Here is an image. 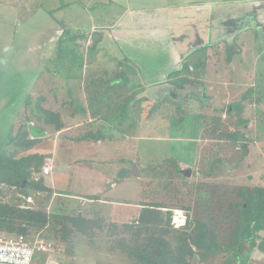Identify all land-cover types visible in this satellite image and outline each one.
I'll list each match as a JSON object with an SVG mask.
<instances>
[{"label":"rangeland","instance_id":"374dc122","mask_svg":"<svg viewBox=\"0 0 264 264\" xmlns=\"http://www.w3.org/2000/svg\"><path fill=\"white\" fill-rule=\"evenodd\" d=\"M196 1L208 2L206 4L210 7L202 12L203 18H198L203 21L182 22L183 26L180 25L181 22H175L171 23V27L169 26L172 30L171 34H173L171 48L176 44H182L183 40L190 39L192 37L191 27L194 25L200 28L203 35L208 34V29H210L209 47H205L206 43L201 44V50L196 55L193 54L185 59V64L190 66L191 62L195 63L200 59L207 60L211 55H214V51L216 52L215 56L209 59L206 67L195 70V73L183 70L173 74L172 70L176 66L178 67V63L174 62L173 54H170L167 47L162 48L151 36L149 37L148 35L151 34L149 32L134 34L131 38L125 37L117 41L108 30L97 28L90 31L91 42L86 45L89 33L85 32L84 37V35H79V31H75L72 33L74 37L67 36L68 40H71L70 42L64 41L58 46L57 56L49 59L48 55L52 49H45L46 56L41 63L42 82L49 79L50 72L58 70L59 81L57 82L59 84L56 86L61 88V84H66L70 88L71 85H74L76 90L73 89V91H75V95L79 93L83 103V93L79 92L82 82L83 91L88 93L87 85L94 82L97 84L95 87L100 86V93L106 94L107 87H101L103 85L101 80L106 83L105 80L109 78L111 83L118 82V72L122 69L119 65L120 61L134 66H132L134 70L131 69L134 74L130 75L129 72L128 75L135 80H129L128 83L137 85L136 83L142 78L141 83L146 85L150 80L144 78L150 79L149 75H153V78L157 79L167 75L171 81L189 76L191 79L197 80L198 83L194 86L198 95L203 98L198 99L193 92L190 93L191 97L182 105L195 112H190L185 122L181 124L182 127H178V124L174 125L177 120L174 121L171 111L156 106L153 102L157 101L155 90L146 85L139 95L149 96L153 101L150 99L146 101L148 104L141 105L145 108L142 112L140 105L134 107L135 109L132 108L129 119L122 125V128L112 130V132L114 131V140L112 141L103 139L101 142L84 141L71 146L66 141L70 138L64 139L62 136L71 133V130L53 133V130L49 128L45 141L33 150V152L51 153L53 156L52 159L48 158L46 163H52L51 160H53L56 165V173L54 177L53 175L46 176L47 184H52L51 186H54L63 196L64 192L73 195L72 197L100 194L102 199L108 200V204L86 202L89 203L87 205L82 204L81 200H75L77 204L75 203L71 208H75L72 213L81 210L80 213L102 220L103 225L105 224L104 232L102 231L99 234L100 237L96 239L99 241V247L90 245L87 237L81 240L78 247L67 251L61 246L64 243L54 241L51 244L56 247L57 253L46 257L44 256L45 252L38 250L36 264H42L47 258L60 264H128L125 255L118 248H114V241L109 242L114 240L117 235L110 237L111 239L108 241V227L114 223L122 231L124 223L131 222L138 217L142 208L141 202L144 200L169 202L168 197L165 196L164 186L159 185L158 180L153 181V184H148L154 177H151L152 173H146V170L142 171L153 165H158L169 157L180 160L182 169L191 170V175L188 178L193 177L195 184L192 187V193L194 200L198 198L195 211L197 216L200 213L199 217L205 213L203 209L205 199L209 198L211 207L217 212L218 208L226 209L230 202L238 199L236 190H239L241 185L254 186L258 182L264 185V180L259 179L264 171V9H262L264 0H148L147 2L153 6L168 3L172 6L180 3L185 4V8L171 10L170 14H174L175 16H173L177 18L188 13L190 15L194 9L187 10L186 4ZM257 4L261 5L258 8L260 15L258 17L254 14L247 15L240 24L241 30L236 34H228L224 21L229 20L230 17L252 12L253 7ZM98 12L99 7L95 9V13ZM250 17L252 23H248ZM97 21L99 22L100 19ZM243 24L244 26H242ZM185 26L186 29H184ZM156 33L159 31L157 30ZM228 48L234 52L238 51V54L232 56L234 59L229 60L230 63L227 62ZM184 50L187 51L188 48ZM20 51L25 50L21 49ZM16 56V52L12 51L6 62L3 65L0 64V136L6 135L11 124L16 121L25 98L36 82L37 76L40 75L35 72L39 71L40 63L35 65L31 60L29 62L25 52L21 53L18 59ZM12 59L19 63H15ZM83 62H86L84 68ZM135 63H143L142 65L148 73L141 75L140 68L134 65ZM169 69L171 72L167 73ZM7 71L9 74L4 73ZM121 81L123 82L122 79ZM190 85L188 83L187 87L192 90ZM128 86L131 85L128 84ZM163 87L167 89L168 85ZM91 90L93 91V89ZM58 92L62 93L63 89ZM138 92L139 90H134V93ZM244 94L246 98L243 97ZM198 95L196 96L199 97ZM158 98L159 101H162L160 102L162 106L163 102L171 101L160 96ZM241 101L243 103L240 110L235 107L231 113L220 114L222 115L220 131L244 130L246 137H252L256 141L251 146L235 147L228 138L219 137L218 133L211 132L214 128L211 122L215 114L214 108L231 103L240 105ZM202 111L206 114L205 118L199 114ZM118 113L111 115L110 122L115 121V114L118 115ZM63 117L69 127L71 125L69 113ZM175 118L177 119L176 116ZM243 119L248 120L244 127L239 124V121ZM131 122L134 124L133 127L130 126ZM219 155L226 158V163L219 165L211 176L201 174V170H206L208 163ZM133 163L137 164V169L142 173L139 178H135L138 175L134 176L129 173ZM123 169H125V173H123ZM194 172L196 175H193ZM249 175L252 178H249ZM110 183L115 186L112 187ZM19 192L14 187L0 185V201L10 202L21 196L20 204L22 206L48 209L52 204H55L57 199L55 195L47 193L31 194L29 197H25ZM167 195L169 196V194ZM177 210L179 211V209ZM177 210H174V216L177 219L173 217L172 222L178 220V224L173 225L172 223L174 227L182 225L181 223L187 217L186 211L181 210L182 214L180 212L176 214ZM98 231L99 229L96 228L95 232ZM27 237L33 242L36 239L33 236ZM107 237L108 239H106ZM100 238L102 239L100 240ZM58 245H60L59 249ZM247 257V252L241 250L239 258L241 263L245 264ZM220 258V255L211 256L208 264H220ZM230 258V254L226 255V259Z\"/></svg>","mask_w":264,"mask_h":264},{"label":"trees","instance_id":"16d2710c","mask_svg":"<svg viewBox=\"0 0 264 264\" xmlns=\"http://www.w3.org/2000/svg\"><path fill=\"white\" fill-rule=\"evenodd\" d=\"M208 45L205 47H209ZM195 46L197 48H193L194 50L189 56L196 55L201 50L198 44ZM236 53L238 54V51L234 52L232 49H227L228 63L234 59L232 56ZM215 54L214 51V55H211L209 59L213 58ZM209 59H200L195 63L191 62L190 66L180 65L172 70L173 74L183 70L195 73V70L206 67ZM142 64L135 63L134 65L140 68L141 75H146L148 71ZM119 65L122 69L118 72V82L111 83L109 78L105 80L106 83L101 80L103 84L101 87H107L106 94L102 95L100 86L95 87L97 84L94 82L87 85V89L89 88L88 98L92 103L91 113L96 119L94 122L100 123L99 126L88 129L78 140L85 138L96 141L112 139L111 131L113 127L110 132H107L105 122L111 121V115L119 112L117 116L115 114L116 118H114L117 122L116 128H122L132 108L148 104L146 101L152 99L146 95H139L146 85L155 90L157 101H153V99L152 101L156 106L171 111L174 121L177 120L174 125L178 124V127H182L181 124L185 122L190 112H195L186 109L182 105L191 97L192 94L190 93L193 92L198 99L203 98V96L198 95L194 85L189 86L192 90L187 87L185 92L182 91L183 94L179 98L164 94L165 89L163 86L166 85H168V88L177 87V91L181 92L178 88L179 85H185L190 80L198 83L196 79H191L189 76L179 77L171 81L168 76L157 79L153 78V75H149L150 79L144 78L150 80L146 85L141 83L142 78L136 83L137 85H133L128 81L135 80L132 76V78L129 77L134 74L131 71L134 66L123 61H120ZM129 72L130 75H128ZM168 72H171L170 69L167 70ZM58 73L59 71L56 69L50 72L49 79L44 82H42L41 75L39 76L38 82L35 83L24 100L16 121L11 124L6 135L0 140V185L14 187L25 197L38 193L54 195L55 192L46 182L47 175L43 174V166L46 164L47 159L51 157V153L33 152L39 144L45 141L47 136L32 138L29 124H35L41 131L47 132L50 128L53 133H57L67 129V122L63 117L65 114L82 113L83 111L87 114L83 106H78L80 108L74 106L77 97L73 96L71 87L69 88L66 84H61V88L56 86L59 84L57 82L59 81ZM179 82L181 84H178ZM128 84L131 86H128ZM203 88L205 90V87ZM61 89H63V92L59 94L58 91ZM135 89L139 92L134 93ZM158 96L171 101L163 102L162 106V103H160L162 101L158 100ZM243 97L246 98V95L244 94ZM242 103L241 101L240 105L231 103L217 108L211 106L215 112L211 122L214 128L211 132L218 133L219 137L228 138L235 147L251 146L256 140L252 137H246L244 130L220 131V126H222V115L220 114L223 112L231 113L235 107L240 110ZM203 104L202 106H204ZM140 108L141 112L145 109L143 106ZM199 114L202 118L206 116L203 111ZM247 123V119L239 121V124L243 127ZM179 161L175 157H169L158 165L147 168L148 171L147 169L142 170H146V173H152L151 177H154L148 184H153V181L158 180V184L164 186V190L169 194L168 196L165 193L169 202L144 200V202H141L142 208L138 217L131 222L124 223L122 231L114 223L108 227L109 233L107 235L109 239L108 237L106 239L109 241L110 237L117 235L114 240L112 239L109 242L114 241V248H118L125 255L128 264H208L211 256L221 255L223 259L228 254H231V260L235 262L222 261L223 264H243L239 258L245 243L249 244L253 250L256 248L263 252L264 185L259 184V182L254 186L241 185V188L236 190V198L238 199L230 202L226 209L218 208L217 212L211 207L209 198L205 199V208L203 207L205 213L202 217H199L200 213L197 216L195 211L198 198L194 200L192 193V187L195 186L193 177L188 178L183 172L184 169H182ZM224 163H226L225 157L216 156L208 163L206 170H201V174L211 176L219 165ZM122 171L123 173L126 172L125 169ZM195 173L193 175H196ZM141 175L142 173L138 170V176L135 178H139ZM248 177L252 178L251 175ZM260 178L264 180V171L261 177L259 176ZM21 198V196H18L17 200L14 201H0V231L10 234H24L33 236V238L40 234L41 238L47 241L66 244L68 250L78 247L84 237L89 239L90 245L96 246V248L100 246L99 241L96 239L100 237L99 234L102 231L104 232L105 224L103 225L102 220L90 218L80 213L81 210L72 213L75 208L68 207L69 204H65V198L62 197H57L55 204L48 209L22 206L20 204ZM86 198L93 201L103 200L100 194ZM177 209L184 210L187 214L186 224L183 228L172 226L174 210ZM96 228L99 229L97 233L95 232ZM247 255L249 257L248 253Z\"/></svg>","mask_w":264,"mask_h":264},{"label":"crops","instance_id":"0c3cea01","mask_svg":"<svg viewBox=\"0 0 264 264\" xmlns=\"http://www.w3.org/2000/svg\"><path fill=\"white\" fill-rule=\"evenodd\" d=\"M147 1L148 0H0V64L2 63L3 65L6 62L7 58L12 54V51L16 52V59H18V56H20L21 53L25 52L28 57L26 59L29 62L31 60V62L35 65L39 63L41 64L43 58L46 56L45 49H52L50 54L47 52L49 54V59H52L58 55L56 51L58 50V46L61 42H70L71 40H68L67 36L69 35L74 37L72 33L75 31H79V35H84V37L85 32L89 33L86 39V45H88L91 42L90 31L97 28H101L105 31L108 30L112 35H114L117 41L118 39H124L125 37L131 38L134 34L138 35V33L149 32L151 34L146 35L149 37L151 36L152 39L162 48L167 47L169 50L173 35L171 34L172 30L169 28V26L171 27V23L181 22V24H178L183 26L182 22L203 21V19L198 20V18H203L202 12L207 10V8H210L209 5L206 4L208 2H190L186 4V8L187 10L194 9V11L190 15L187 12L188 14H184L176 18L174 17V14V16L170 14L171 10H173V8H185V4L180 3L172 6L168 3L153 6L148 4ZM141 2H143V4H140ZM97 7H99V12L95 13V9ZM97 19H100V21L98 22ZM82 28L84 30H81ZM184 29H186V26ZM157 30L159 33L155 34ZM21 49H24L25 51L22 52L20 51ZM14 61L15 63H19L16 60ZM85 64L86 62H83V68ZM39 66V71L35 72L41 75V72L43 71L41 68L42 64ZM87 68H89V66H87ZM4 73H8V71ZM40 75L37 76L36 82L32 85L31 90L33 89L35 83L38 82ZM70 87L72 89L73 96L77 97L78 95V98L75 99L76 102L74 103V106L77 108L83 106L87 111V114L83 113L84 111L82 113L74 112L69 114L71 125H69V127L67 125L66 130H71V133L62 136H64V139L66 137L70 138V140L66 141H68L71 146L72 144L76 145L77 143L84 141L101 142L102 139L98 141L91 138L78 140L88 129L99 126L100 122H94L96 119L91 113L90 107L92 103L88 98L89 91L88 93L87 91H83V82L79 92L83 93L85 104L81 101L79 93L75 95V91H73V89H75L74 85H71ZM105 123L107 132H110L112 127L113 129H117L116 119L113 122L109 121L108 123ZM133 125L134 124L131 122L130 126L133 127ZM65 131H61V133ZM113 133L114 131L111 133L113 136L112 139L103 140H114ZM123 134H126V132H123ZM3 136H0V140ZM52 158L53 156L50 157V159ZM51 161L52 163L50 164L53 167L52 173L47 176L51 177L53 175L54 177L56 173V165L53 163V160ZM53 181L55 183V180ZM51 185L48 186L55 191V198H65V204H69L68 206L73 207L76 203L75 200H81L82 204L87 205H89V203L86 202H90L92 204H108V200L105 199L93 201L87 199L86 196L72 197L73 195L71 196V194L66 192H64L63 196V194L58 193L59 191ZM111 186L113 187L115 184L112 183ZM93 195H96V193ZM52 206L53 204L50 207ZM36 237L37 238L35 240H45L44 238H41L40 234L36 235ZM47 242L50 244L53 243L52 241ZM61 246L64 250H68V246L64 244H61ZM57 248L59 249L60 245H58ZM242 250L249 254L245 264H264V251L261 252L260 249L258 250L256 248L253 250L247 243L244 244ZM55 253H57L56 247L52 246L50 251H45L44 256L50 257ZM59 259L60 258H58V261H60ZM230 259H226L225 255L223 259L220 258V264H223L222 261L225 260L228 262H235L233 260L230 261ZM51 261L52 260L50 258H47L42 264H60L59 262L52 261V263Z\"/></svg>","mask_w":264,"mask_h":264},{"label":"built area","instance_id":"2783aa9c","mask_svg":"<svg viewBox=\"0 0 264 264\" xmlns=\"http://www.w3.org/2000/svg\"><path fill=\"white\" fill-rule=\"evenodd\" d=\"M52 168L50 163H46L43 166V174L50 175ZM179 212L182 214L181 210H177L176 214ZM174 219L177 218L174 216ZM172 223L177 225L178 220ZM181 224L185 226L186 220L184 219ZM182 225L177 228L184 227ZM51 249L52 245L46 241L35 240L33 242L24 234H6L0 231V264H34L38 250L45 252Z\"/></svg>","mask_w":264,"mask_h":264},{"label":"flooded vegetation","instance_id":"af4514ba","mask_svg":"<svg viewBox=\"0 0 264 264\" xmlns=\"http://www.w3.org/2000/svg\"><path fill=\"white\" fill-rule=\"evenodd\" d=\"M260 7H261V5H258L257 4V5H255L253 7L252 12H247V13H244L242 15H238L236 17H230L229 20H225L224 22H229L226 25V31H227V33L228 34L229 33L230 34H234V33L236 34L239 30H241L242 27L240 26V24H241V22L243 20H245V18L247 17V15L254 14V16L258 17V15H260L259 14L260 10L258 8H260ZM262 9H264V8H262ZM256 20H258V18ZM248 23H252V18L251 17H250V20L248 21ZM242 26H244V24ZM208 31H209L208 34L203 35L201 33V31H200V28H198L197 26L194 25V26L191 27L190 33L192 34L191 35L192 37L190 39L183 40L182 44H176L175 47H172L171 48L172 45L169 46V52H170V54H173L174 62L178 63V67L180 65H185V59H186V57H188L189 54L192 53V51L194 50L193 48H195V49L197 48L195 45H197L199 43V41H200V43L198 44L199 46L201 44H203V43H206L205 46L208 45V42L210 41V38H211L210 37L211 36L210 29H208ZM185 48H188V50L185 51L184 50ZM188 83H189V85L191 84L190 86L196 84L195 82H193L191 80L190 81H187L185 85H179L178 86L179 90H181V92H182L185 89H187ZM181 92L180 91L179 92L177 91V87H172V88L165 89L164 94L170 95L173 98H177L178 96L181 95Z\"/></svg>","mask_w":264,"mask_h":264},{"label":"water","instance_id":"95a60500","mask_svg":"<svg viewBox=\"0 0 264 264\" xmlns=\"http://www.w3.org/2000/svg\"><path fill=\"white\" fill-rule=\"evenodd\" d=\"M229 22H225L224 24L227 25ZM259 24V23H258ZM200 43V41H199ZM198 43V44H199ZM204 44V43H203ZM29 131L32 136V138H43L47 136L46 131H41L35 124L30 123L29 124ZM183 172L189 177L191 175V170L190 169H184ZM130 174L137 176L138 175V169H137V164L133 163L132 168L129 171Z\"/></svg>","mask_w":264,"mask_h":264}]
</instances>
